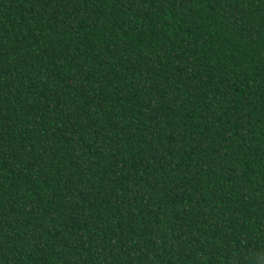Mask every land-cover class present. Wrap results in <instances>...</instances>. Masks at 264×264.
I'll use <instances>...</instances> for the list:
<instances>
[{"label":"trees","instance_id":"1","mask_svg":"<svg viewBox=\"0 0 264 264\" xmlns=\"http://www.w3.org/2000/svg\"><path fill=\"white\" fill-rule=\"evenodd\" d=\"M0 264H264V0H0Z\"/></svg>","mask_w":264,"mask_h":264}]
</instances>
